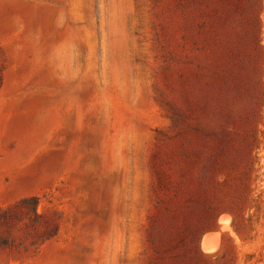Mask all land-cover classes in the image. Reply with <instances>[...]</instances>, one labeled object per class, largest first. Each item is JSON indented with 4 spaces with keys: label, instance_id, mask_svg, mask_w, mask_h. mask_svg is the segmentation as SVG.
I'll list each match as a JSON object with an SVG mask.
<instances>
[{
    "label": "rangeland",
    "instance_id": "1",
    "mask_svg": "<svg viewBox=\"0 0 264 264\" xmlns=\"http://www.w3.org/2000/svg\"><path fill=\"white\" fill-rule=\"evenodd\" d=\"M179 1L175 26L172 0H0V208L36 196L58 217L0 264H264V0ZM181 89L201 111L178 132ZM21 217L25 245L43 226Z\"/></svg>",
    "mask_w": 264,
    "mask_h": 264
},
{
    "label": "trees",
    "instance_id": "2",
    "mask_svg": "<svg viewBox=\"0 0 264 264\" xmlns=\"http://www.w3.org/2000/svg\"><path fill=\"white\" fill-rule=\"evenodd\" d=\"M186 9V15L188 17L191 16L192 11L198 8V2L196 0H183ZM253 6L258 7L261 5V0H255V2L252 3ZM181 7V1L179 0H172V10H173V16H174V24L176 26L177 20L176 17L179 15V8ZM183 7V5H182ZM255 26H254V32H253V41H254V50H258L261 48L260 44V16L259 14L256 16L255 20ZM191 24L189 22V19H187L186 24L184 25V28L186 30V36H182V39H186L189 42L194 43L192 40L193 37V30L191 29ZM174 31L176 33V29L174 28ZM174 33V35H175ZM179 45L174 43V45L171 47L170 55H171V61L172 65L176 66V64L181 60L180 55L178 54L177 48ZM216 67V73H215V79L217 81V84L220 86L225 85V72L222 69L221 66H215ZM3 68L0 67V73L2 72ZM1 81V77H0ZM259 81V80H258ZM259 89L257 90L259 98L264 99V90L261 88V83L258 82ZM220 94L223 95L224 91L222 93V89L220 90ZM190 102L188 101V95L187 91L185 89L180 90V102H173L168 105V110L170 114V118L173 121V125L175 128H177L178 132H181L182 125L181 122L187 117L188 113H196L198 111H201L200 107L196 105L195 107L192 106V108L189 107ZM198 106V107H197ZM221 111V109H219ZM186 128V126H185ZM201 125L196 124L192 126V129L195 131H200ZM181 159L185 158V153L181 154ZM161 202L160 200L157 201ZM189 203V201H187ZM39 204V198L36 196H29L22 198L19 200L15 205L7 208H0V228L2 230V235H0V246L3 247H21L22 249H29L33 248L36 249L46 241L52 239L56 236L58 232V217H50L47 220L43 221V216L37 212V206ZM25 216L27 219V225L32 226L33 230H36L38 225H42L43 229L39 232H33L30 233L28 231L25 232V239L27 240V244L24 245V241L20 240L18 242H15L14 237H12L14 224L16 221L21 220V216ZM25 223V226L28 227Z\"/></svg>",
    "mask_w": 264,
    "mask_h": 264
},
{
    "label": "bare ground",
    "instance_id": "3",
    "mask_svg": "<svg viewBox=\"0 0 264 264\" xmlns=\"http://www.w3.org/2000/svg\"><path fill=\"white\" fill-rule=\"evenodd\" d=\"M230 220H231V217L227 214H222L219 217V221L223 225V227L221 228L222 231L226 230L225 228H229V231H231V228L229 227ZM220 239H221L220 232L218 233L211 232V233L205 234L202 240V247L204 251L208 253L217 252L219 245H220Z\"/></svg>",
    "mask_w": 264,
    "mask_h": 264
},
{
    "label": "water",
    "instance_id": "4",
    "mask_svg": "<svg viewBox=\"0 0 264 264\" xmlns=\"http://www.w3.org/2000/svg\"><path fill=\"white\" fill-rule=\"evenodd\" d=\"M220 229H221V226H219V229H215V230H211V231H209V232H205V233L200 237V240H199V247H200V249H201V251H202L203 253H208V252L204 251V249H203V247H202V240H203L204 235H205V234H208V233H211V232H219Z\"/></svg>",
    "mask_w": 264,
    "mask_h": 264
},
{
    "label": "crops",
    "instance_id": "5",
    "mask_svg": "<svg viewBox=\"0 0 264 264\" xmlns=\"http://www.w3.org/2000/svg\"><path fill=\"white\" fill-rule=\"evenodd\" d=\"M213 233H218V232H213Z\"/></svg>",
    "mask_w": 264,
    "mask_h": 264
}]
</instances>
